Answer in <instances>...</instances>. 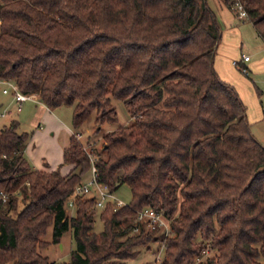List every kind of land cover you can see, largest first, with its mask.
<instances>
[{"label":"trees","instance_id":"1","mask_svg":"<svg viewBox=\"0 0 264 264\" xmlns=\"http://www.w3.org/2000/svg\"><path fill=\"white\" fill-rule=\"evenodd\" d=\"M240 1L264 40V0ZM220 39L207 0H0V78L49 108L72 105L75 128L92 112L97 130L117 122L111 97L132 118L103 133L101 151L73 130L66 174L29 163L15 119L0 127V264H125L152 234L164 243L158 264H264V146L214 69ZM92 165L110 192H131L100 209V232L94 196L65 209ZM143 207L162 211L171 234L137 223ZM50 225L52 243L70 229L68 261L39 253Z\"/></svg>","mask_w":264,"mask_h":264},{"label":"rangeland","instance_id":"2","mask_svg":"<svg viewBox=\"0 0 264 264\" xmlns=\"http://www.w3.org/2000/svg\"><path fill=\"white\" fill-rule=\"evenodd\" d=\"M236 21L238 23L242 22L238 17L236 18ZM244 23L245 31L242 30L244 37H248L250 39L254 38L255 30L251 26L250 22L245 21ZM246 46L248 45L244 42L241 51H246L252 56L251 62L256 60L258 55L251 54L252 51ZM238 72L240 73L239 79L241 81L239 89L243 92L242 99L247 107V121L249 123L251 133L264 146V68H259L255 74H252L251 70L248 71L247 76L252 78L254 84L251 79L240 71ZM3 87H6V85L0 83V127L4 124L8 125L12 119H15L18 122L17 130L28 132L30 137L23 153L35 169L45 170L48 168L46 165L53 164L52 161L54 160L56 161L55 168L60 167V172L62 174H66L70 170L69 165L63 164L62 158V144L67 142L68 135H70L69 129L76 130L81 134L79 139L87 148L92 147L93 151H101L103 133L116 128L117 125L129 124L132 120L125 104L121 100L111 97V103L114 106L118 117V120L115 123H104L100 129L97 130V125L95 124L96 115L95 112H92L78 127L75 128L72 123L73 106L61 105L58 107L59 109L56 110L57 116L60 117V121L56 119L57 125H51L47 117L37 113L40 111L39 109H41V107L43 108V106L38 100V96H36V94L34 95L35 99L26 100L23 103L21 110L17 111L15 109V103L9 102L11 99L10 93H2ZM258 90L262 91V95H259L260 97L257 95ZM2 112L3 114H1ZM51 121H53V119ZM39 123L44 125L42 131L38 129ZM35 164H38L37 168L35 167ZM90 178L91 171L89 169L83 175L81 182H87ZM111 194L114 199L116 198L121 200L123 203H128L131 200L130 188L125 183L119 185L116 190H112ZM86 196H89V194L81 197ZM21 206L22 202L19 199L18 207ZM65 209L69 215L74 212V207L68 205V201L65 202ZM100 209V207H95L93 225V231L95 232H100L103 229V222L99 217ZM134 231L137 230L135 229ZM155 235L156 234H152V237L150 241L147 242V245L144 244L140 246L138 254L134 258L127 259L125 264L159 263L163 255L164 243L159 240H155ZM51 236L52 226L50 225L47 227L45 234L42 236V238L49 243L41 248H38L39 253L43 256H47L49 260H55L58 262L68 261L70 259V251L74 248V241L70 229L63 232L60 237V242L58 243H52ZM212 252L213 251L211 250L206 254L203 253L201 257L204 258Z\"/></svg>","mask_w":264,"mask_h":264},{"label":"crops","instance_id":"3","mask_svg":"<svg viewBox=\"0 0 264 264\" xmlns=\"http://www.w3.org/2000/svg\"><path fill=\"white\" fill-rule=\"evenodd\" d=\"M209 6L214 11L217 21L219 23L221 29V39L216 48V54L214 58V69L217 74L220 76L221 79L225 80L226 82L232 84L236 91L238 92L241 100L243 101V92L239 89V84L241 81L239 79V70L232 64L233 59H240L241 53L248 54V52H242V45L244 42L248 45V49L252 52L251 54L258 55L256 60H252V56L249 55V59L244 61L243 64L248 68V70L255 74L259 68H264V40L258 34L256 28L254 27L253 23L248 19H240L242 22L238 23L236 21V14L233 12L232 8L229 7L224 3L223 0H207ZM245 21L250 22L251 26L255 30L254 38L244 37L243 31H245ZM244 27V28H243ZM243 30V31H242ZM238 70V71H237ZM247 76L248 74H244ZM248 77V76H247ZM253 82L252 78L248 77ZM1 83V82H0ZM3 84V83H2ZM254 84V82H253ZM242 89V87H241ZM258 89V88H257ZM3 93V92H2ZM6 94V93H5ZM257 95H262V91L258 90ZM260 97V96H259ZM9 102H13L12 96H10ZM43 108L39 109L37 113L39 115L47 117L49 123L52 125H57L56 119L60 121V117L57 116L56 110L59 108H49L40 102ZM244 103V102H243ZM245 104V103H244ZM246 106V105H245ZM247 109V107H246ZM53 119V121H51ZM55 120V121H54ZM5 125V124H4ZM50 127V126H49ZM44 125L38 124V129L43 130ZM53 128V127H52ZM73 130L69 129L71 133ZM42 133V132H41ZM69 136V135H68ZM34 138V136H33ZM29 140V139H28ZM28 143V142H27ZM66 144L64 142L63 146ZM53 164L46 165L48 167L45 170H51L55 168L56 161H52ZM35 167H38V164H35ZM71 168V165H69ZM64 174V173H63Z\"/></svg>","mask_w":264,"mask_h":264},{"label":"built area","instance_id":"4","mask_svg":"<svg viewBox=\"0 0 264 264\" xmlns=\"http://www.w3.org/2000/svg\"><path fill=\"white\" fill-rule=\"evenodd\" d=\"M232 10L236 14V16L240 19H247V12L243 7V3L240 0H235L232 5ZM249 59V55L245 53H241L240 59H233L232 64L243 74H248V68L243 64L244 61ZM0 82L6 85V87L2 88L3 93H10L12 99L15 103V109L20 111L23 103L26 100L35 99L32 93H24L22 92L18 85L11 79H3L0 78ZM5 112V111H4ZM3 114V112L1 113ZM81 134L79 132L76 133V137L79 138ZM91 161L95 159V156L91 155ZM95 171L96 168L94 165L91 167V178L87 182H82L75 186L73 189L68 201V205H74V199L79 196H84L89 194V196H94L95 198V206L96 207H104L107 202H113L115 206L124 205L121 200L114 199L111 192L108 190L105 184L99 183L95 179ZM7 193L4 191H0V199L2 201H6ZM114 199V200H113ZM135 220L137 223L145 225L150 229H158L163 233L164 236L171 234V229L169 226V220L165 217V215L160 210H156L151 207H143L136 211ZM137 229V228H135ZM163 243V241H162ZM208 249L203 251L204 254L208 253ZM159 256V255H158ZM159 258V257H158ZM160 259V258H159ZM196 260H200L199 257ZM160 262V261H159ZM158 264V263H157Z\"/></svg>","mask_w":264,"mask_h":264}]
</instances>
